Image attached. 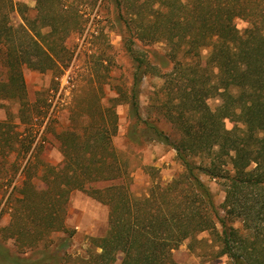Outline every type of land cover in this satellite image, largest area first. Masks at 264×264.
Wrapping results in <instances>:
<instances>
[{
  "label": "trees",
  "instance_id": "1",
  "mask_svg": "<svg viewBox=\"0 0 264 264\" xmlns=\"http://www.w3.org/2000/svg\"><path fill=\"white\" fill-rule=\"evenodd\" d=\"M72 1L37 0L36 16H23L15 25L11 13L20 5L0 0V108L4 101L17 103L26 126L21 132L0 120V189L13 186L5 203L11 220L2 239H12L20 254L33 255H17L0 243V260L178 264L180 247L208 232L218 243L214 255L231 264H264V0H116L126 28L123 47L134 63L132 83L118 86V95L107 102L103 87L89 111L76 103L69 128L56 134L62 160L54 165L35 159L42 147L34 143L46 127L35 122L41 106L30 101L24 69L56 71L60 79L69 68L73 59L66 42L88 23L80 9L67 6ZM238 18L248 23L244 30L236 26ZM139 43L165 44L172 70H157ZM148 75L165 79L162 107L181 132L178 141L142 118L139 94ZM215 97L220 103L212 108L208 101ZM123 103L129 105L127 143L172 145L183 167L170 182H156L140 197L130 191L133 170L114 144L116 108ZM227 120L235 123L233 129ZM200 172L221 181L220 206ZM75 190H86L109 207L108 230L93 239L85 256L64 249L73 234L66 219ZM57 233L64 236L55 241ZM53 241L56 247L50 249Z\"/></svg>",
  "mask_w": 264,
  "mask_h": 264
},
{
  "label": "rangeland",
  "instance_id": "2",
  "mask_svg": "<svg viewBox=\"0 0 264 264\" xmlns=\"http://www.w3.org/2000/svg\"><path fill=\"white\" fill-rule=\"evenodd\" d=\"M14 1L20 5L18 11L11 13L15 25L23 22V16L30 19L36 16L37 0ZM122 1L142 3L144 0ZM48 6L50 9L51 3ZM67 6L80 9L84 13L85 19H88L83 31L71 35L66 42L73 59L69 62V68L60 79L55 77L58 74L56 71L41 73L30 68L24 69L30 101H37V104L41 106V113L35 115V120L38 119L35 122L38 125L41 122L46 127V133L42 136L39 134L34 143V146L42 147L41 150L37 147L35 159H41L54 165L59 164L62 160L60 143L56 139V134L69 128L71 118H75L72 112L76 103L89 111L94 105V99L102 93L103 87L104 101L107 102L108 99L118 95V86H129L132 83L134 72V63L123 47L126 28L120 19L121 7L117 5L116 0H81V2L73 0L71 3H67ZM235 23L240 30H244L248 26V23L241 18L236 19ZM69 24V28L74 26L73 21H70ZM138 47L157 66V70L160 72L172 70L173 62L167 56L169 49L165 44L145 45L139 43ZM57 49H60V46ZM0 51H3L2 47H0ZM1 52L0 72L4 71ZM207 54L208 51H204L203 55ZM71 79L74 80V84H71ZM164 81L165 79L156 75L144 77L139 94L140 112L144 120L156 123L160 130H163L170 140L175 142L181 138V132L164 114L161 102L162 99H166L165 93L161 92ZM74 88L75 91L72 93ZM208 103L212 108H215L220 102L215 97ZM116 110L119 115V125L114 144L128 159V166L133 170V184L130 186L133 195L144 196L154 183L166 184L183 171L172 145L157 141L139 145L127 143L126 133L130 124L129 105L120 104ZM0 120H9L10 127H14L17 131L22 132L26 128L20 121L18 104L12 101L3 102L0 108ZM237 125L241 127V124ZM226 127L233 129L235 123L227 120ZM260 135L264 137V131ZM16 156L14 155L12 159L14 160ZM18 164L20 165V163ZM22 168L23 166H20L16 183L21 178ZM29 171L33 172V169L30 168ZM199 176L211 190L215 204L220 206L225 199L221 181L202 172L199 173ZM18 184L20 183L18 182ZM12 187L7 190L5 187L3 190L0 189V243L17 254L19 251H17L14 241L12 239L3 241L4 239H2L4 236L2 229L11 220L10 210L5 207V203ZM3 191L8 193L5 194ZM108 213L109 207L93 198L86 190L73 191L69 197L66 219L67 226L73 231V234L71 240L66 245L64 244L65 248H63L66 252L80 256L87 255L93 239L106 234ZM63 236V233L53 235L55 241ZM55 241L50 249L56 247L55 243L57 242ZM218 249L215 237L205 232L200 234L196 241L182 245L176 253V260L178 264H231L226 256L218 257L213 254ZM23 256L33 257L30 252ZM35 256L38 255L35 254ZM0 264L6 263L0 260Z\"/></svg>",
  "mask_w": 264,
  "mask_h": 264
}]
</instances>
